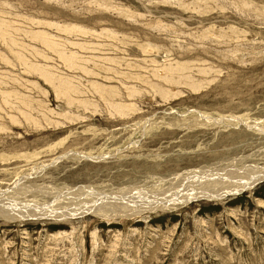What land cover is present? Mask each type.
<instances>
[{"label":"rangeland","instance_id":"obj_1","mask_svg":"<svg viewBox=\"0 0 264 264\" xmlns=\"http://www.w3.org/2000/svg\"><path fill=\"white\" fill-rule=\"evenodd\" d=\"M259 170L264 0H0V264H264V180L137 212Z\"/></svg>","mask_w":264,"mask_h":264},{"label":"bare ground","instance_id":"obj_2","mask_svg":"<svg viewBox=\"0 0 264 264\" xmlns=\"http://www.w3.org/2000/svg\"><path fill=\"white\" fill-rule=\"evenodd\" d=\"M255 175L256 176H255V179H253V181L250 179L251 183L248 182L246 184H242V183H238L237 181H235V178H233V177H231V180H230L229 176H226L224 174H218V173L206 174V173H198V172H189V173L187 172V173L183 174L182 176H180L179 178H181L182 182H184V183L188 182V185H186L184 183H183V185H181L180 183L171 184L172 185L171 188L169 190L167 189V191L164 193V195H166L164 201H161V200L160 201L159 200L154 201L155 199H153V200H149L147 204L143 202V204H144L143 208L144 209L141 211H137V212L139 214L141 212H144L145 210L146 211H152V210L154 211V209H164L166 207L173 206V204H176V203H185L186 204L187 202L196 201L198 199L221 201V200H223V198L229 196L230 194L237 195V194H240L246 190L249 191L257 183L264 180V170L257 171V173H255ZM246 176H247V174H246ZM75 191L80 192L81 194L86 193V195H94V193H95L93 191V189H91V188H82V189H77ZM76 195H79V194H76ZM99 195H106V194L104 193V194H99ZM142 201H144V200H142ZM145 201L147 202V200H145ZM122 202H124V201H122V200L120 201L118 199L117 201H114L113 203L119 204L121 206L123 204ZM110 204H111V202H110ZM141 206H142V204H141ZM120 208L123 209V206ZM133 208L134 207H132L131 210ZM94 209L96 211V208H94ZM99 209H97V210H99ZM124 210H126V209H124ZM90 211H92V210L89 209V210L78 212L76 214L74 212L73 213H66V215H72L73 216V214H74L76 216L77 214L80 215V214H83L84 212H90ZM133 211H134V209H133ZM34 213L35 214H33L32 212H26L25 216L32 215L34 217H44L43 215L38 216L39 214H37L36 212H34ZM50 214H54V215L57 214L56 216H53V217H57L59 219H61V218L65 219L66 218L65 212H51ZM118 214H119V212H118ZM134 215H137V214H134ZM48 216H52V215H47V217Z\"/></svg>","mask_w":264,"mask_h":264}]
</instances>
